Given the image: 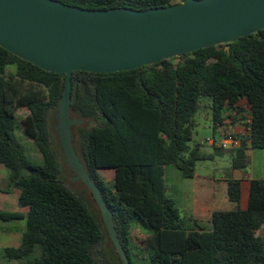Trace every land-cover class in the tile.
Here are the masks:
<instances>
[{
	"label": "trees",
	"instance_id": "16d2710c",
	"mask_svg": "<svg viewBox=\"0 0 264 264\" xmlns=\"http://www.w3.org/2000/svg\"><path fill=\"white\" fill-rule=\"evenodd\" d=\"M59 1L146 10L182 0ZM65 81L66 74L0 46V164L9 170L19 206L0 210V221H26L20 243L7 246L5 256L15 264H123L92 201L63 173L50 116ZM72 81L78 87L71 109L88 119L78 128L77 150L112 211L131 264H264V178L250 181L246 208L241 179L229 178L228 199L235 206L214 211L210 230L182 215L165 183L167 165L193 178L197 162L210 158L201 144H189L202 98L211 100L215 130L227 111L235 123L244 122L245 113L251 119L249 135L229 151L233 170H246L249 150H264V29L129 71H74ZM17 128L33 140L42 164L29 159ZM213 146L216 153L225 150Z\"/></svg>",
	"mask_w": 264,
	"mask_h": 264
},
{
	"label": "water",
	"instance_id": "95a60500",
	"mask_svg": "<svg viewBox=\"0 0 264 264\" xmlns=\"http://www.w3.org/2000/svg\"><path fill=\"white\" fill-rule=\"evenodd\" d=\"M264 29V0H182L135 10L86 9L59 0H0V46L21 59L66 74L50 129L68 170V185L82 183L101 215L109 246L131 264L113 214L77 150L78 128L88 119L71 106L74 71L113 73L149 66L198 49L233 42Z\"/></svg>",
	"mask_w": 264,
	"mask_h": 264
},
{
	"label": "rangeland",
	"instance_id": "374dc122",
	"mask_svg": "<svg viewBox=\"0 0 264 264\" xmlns=\"http://www.w3.org/2000/svg\"><path fill=\"white\" fill-rule=\"evenodd\" d=\"M201 108L194 115V128H193V140L189 143L190 147H194L196 144H201V150L210 158L197 162L196 176L195 178H185L182 172L175 165H167L165 167V183L167 186V194L171 196L178 209H180L182 215H186L184 206L181 204L179 198V189L197 187L200 184L204 185L207 189H210L212 181L219 183L216 187L217 190H225V182L223 181L227 176H230L233 172H239L232 169L230 150L225 149L222 153H216L213 146L215 141L216 146H220V133L213 127V115L211 109V100L208 98H202ZM27 111L19 113L20 116H24ZM227 113H229L227 111ZM18 116V117H20ZM17 139L26 147L27 155L29 159L36 163L42 164L43 158L38 151L35 143L32 139L28 138L24 132L17 128L15 131ZM254 152L252 156H249V165L244 172L250 176L255 177L264 175V150L252 149ZM63 173L68 180V170L63 168ZM74 190L89 199V194L82 183H77L73 186ZM18 190L9 185V170L3 164H0V210L15 212L19 210L17 203ZM90 200V199H89ZM232 203H227L226 209H232L234 206H230ZM200 224L206 230H210L212 225L209 221H200ZM188 225L193 226L191 222ZM26 221L24 219H16L8 222L0 221V264H15L16 260H10L5 256V248L7 246H16L20 243L21 235L25 229Z\"/></svg>",
	"mask_w": 264,
	"mask_h": 264
},
{
	"label": "crops",
	"instance_id": "0c3cea01",
	"mask_svg": "<svg viewBox=\"0 0 264 264\" xmlns=\"http://www.w3.org/2000/svg\"><path fill=\"white\" fill-rule=\"evenodd\" d=\"M237 129H241V127L237 126ZM253 153L254 152L252 151V149L248 151L249 156H252ZM195 176L193 178H195ZM231 177L241 179L242 181L241 207L246 208L248 202L250 181L252 179L264 178V175L255 177L254 175L250 176L247 173H242L239 171L233 172L230 176H227L223 180L225 182V190H217L216 186L219 183L214 181H212L213 184L210 185V189H207L202 184L190 189L180 188L179 198L181 200V204L184 206L186 216H193L195 218H198L200 221H210L211 215L214 211L226 209V204L232 203L228 199L227 190L228 179ZM230 206H235V204L232 203L230 204Z\"/></svg>",
	"mask_w": 264,
	"mask_h": 264
},
{
	"label": "built area",
	"instance_id": "2783aa9c",
	"mask_svg": "<svg viewBox=\"0 0 264 264\" xmlns=\"http://www.w3.org/2000/svg\"><path fill=\"white\" fill-rule=\"evenodd\" d=\"M233 114H235V112H233ZM245 115L247 117L245 118L244 122L235 123L226 113V119L224 123L218 128V132L220 133V147L224 149L236 148L240 145L242 138L249 135L250 131L248 124L251 122V119L248 116V113H245ZM237 126H240L241 129H237ZM248 146H250L249 139Z\"/></svg>",
	"mask_w": 264,
	"mask_h": 264
}]
</instances>
